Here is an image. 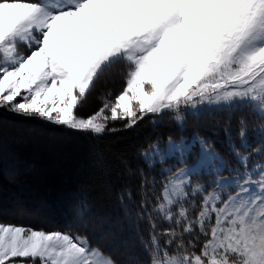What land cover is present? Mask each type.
Here are the masks:
<instances>
[{
    "label": "snow or ice",
    "instance_id": "obj_1",
    "mask_svg": "<svg viewBox=\"0 0 264 264\" xmlns=\"http://www.w3.org/2000/svg\"><path fill=\"white\" fill-rule=\"evenodd\" d=\"M114 70L120 89L98 96ZM47 132L125 144L137 184L115 212L112 185L81 184L62 229L0 218V264H264V0H0V206ZM121 225L147 259H121Z\"/></svg>",
    "mask_w": 264,
    "mask_h": 264
},
{
    "label": "trees",
    "instance_id": "obj_2",
    "mask_svg": "<svg viewBox=\"0 0 264 264\" xmlns=\"http://www.w3.org/2000/svg\"><path fill=\"white\" fill-rule=\"evenodd\" d=\"M122 77L114 70L107 75L97 88V95L103 96L108 92H118L120 89L117 82H121ZM99 106V100L93 99L88 106L92 111ZM220 114V113H219ZM215 117L217 122H222L225 114ZM193 125L195 123L189 119ZM21 133L34 127L25 123L17 125ZM174 129L168 123L146 124L142 126V134L148 135L153 131H169ZM142 140L141 136L128 137L127 144ZM113 143L110 140L98 141L95 145L81 136H61L56 133L47 132L38 141H32L21 145V149L26 159L29 161V171L21 178L23 187L13 188L12 191L19 194V204L21 211L26 214H3L4 209H10L15 199L5 200L0 206V218L14 222L18 225L33 227L36 230L42 229H62L70 224L71 202L76 194V189L81 184L94 185L97 181H105L112 185V191L107 197V208L115 212L118 209L116 193L120 187L129 184L135 188L137 180L130 175L125 168L121 153L131 157L130 148L125 144H118L112 150L107 151V146ZM102 154L107 165V175L101 177L100 169L97 167L96 155ZM133 165L137 161H132ZM19 184V185H20ZM142 236L145 240H150L151 235L144 230ZM114 249L121 253V259L125 262L129 260L144 261L147 253L137 236L136 230L126 225H121L118 235L114 240Z\"/></svg>",
    "mask_w": 264,
    "mask_h": 264
},
{
    "label": "rangeland",
    "instance_id": "obj_3",
    "mask_svg": "<svg viewBox=\"0 0 264 264\" xmlns=\"http://www.w3.org/2000/svg\"><path fill=\"white\" fill-rule=\"evenodd\" d=\"M117 86H119V88L121 87V84H122V81L119 83V82H117ZM221 114H223V113H220L219 114V116H221ZM216 117H217V115H216ZM194 122V121H193ZM195 123V122H194ZM188 127H189V131H192V130H195L196 129V124L195 125H193L192 124V122L189 120V123H188ZM172 130H174V129H172ZM17 187H19V188H21V187H23V185H19V186H17ZM16 188V187H15ZM7 205H12L11 206V208L10 209H4L3 210V214H11V215H18V214H26V213H24L23 212V210L21 211V204H19V202L16 200V201H14V203L13 204H10L9 202H7L6 203ZM0 213H2V212H0ZM12 222V221H11ZM12 223H14V222H12ZM16 224V223H15Z\"/></svg>",
    "mask_w": 264,
    "mask_h": 264
}]
</instances>
